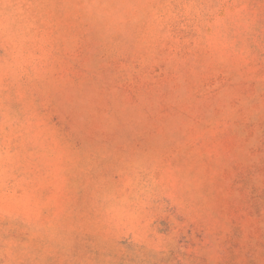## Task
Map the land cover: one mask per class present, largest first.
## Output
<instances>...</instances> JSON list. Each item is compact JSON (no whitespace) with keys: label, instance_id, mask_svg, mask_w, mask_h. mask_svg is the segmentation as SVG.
Instances as JSON below:
<instances>
[{"label":"rangeland","instance_id":"rangeland-1","mask_svg":"<svg viewBox=\"0 0 264 264\" xmlns=\"http://www.w3.org/2000/svg\"><path fill=\"white\" fill-rule=\"evenodd\" d=\"M0 264H264V0H0Z\"/></svg>","mask_w":264,"mask_h":264}]
</instances>
